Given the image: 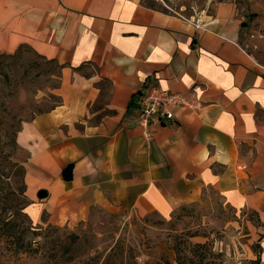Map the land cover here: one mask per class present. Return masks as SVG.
Masks as SVG:
<instances>
[{
  "label": "crops",
  "instance_id": "1",
  "mask_svg": "<svg viewBox=\"0 0 264 264\" xmlns=\"http://www.w3.org/2000/svg\"><path fill=\"white\" fill-rule=\"evenodd\" d=\"M244 20L231 1L192 19L140 0H0V55L25 46L58 69V102L16 134L30 217L169 216L215 193L255 213L264 264V64L239 43ZM148 86L188 102L151 139L134 100Z\"/></svg>",
  "mask_w": 264,
  "mask_h": 264
},
{
  "label": "rangeland",
  "instance_id": "2",
  "mask_svg": "<svg viewBox=\"0 0 264 264\" xmlns=\"http://www.w3.org/2000/svg\"><path fill=\"white\" fill-rule=\"evenodd\" d=\"M140 1L192 19L212 14L219 2H233L245 19L239 43L264 64V0ZM57 72L54 63L25 46L0 55V223L13 218L23 224L27 227L23 237L35 248L13 253L0 236V264H79L99 253L103 257L112 247L136 255L139 264H178L175 248L181 256H192V243L206 244L204 264H255L259 255L255 213L230 207L215 193L169 216L95 206L88 218L74 224H55L44 216L33 220L26 211L28 154L17 144L16 134L23 121L58 102ZM71 255L75 258L69 261Z\"/></svg>",
  "mask_w": 264,
  "mask_h": 264
},
{
  "label": "trees",
  "instance_id": "3",
  "mask_svg": "<svg viewBox=\"0 0 264 264\" xmlns=\"http://www.w3.org/2000/svg\"><path fill=\"white\" fill-rule=\"evenodd\" d=\"M243 25V22L242 24ZM66 167L63 170V176L65 178H70L71 176L65 174ZM27 230V227L16 223L13 218H5L1 220L0 223V236L3 238V242L10 247V250L13 253H26L30 251H34L31 241L26 240L23 237V234ZM0 237V238H1ZM191 246L193 247L192 256H181L177 248H175V261L178 264H204V257H205V243H192ZM5 248V247H4ZM102 253L97 255L91 256L90 259L83 261L79 264H139L136 255H129L123 249L117 250L115 247H112L111 250L101 257ZM197 257L196 259L194 258ZM101 257V259H100ZM75 257L71 255L69 261H72ZM258 260L255 261L257 264ZM165 264H169L168 261L164 262ZM146 264H150L146 262Z\"/></svg>",
  "mask_w": 264,
  "mask_h": 264
},
{
  "label": "built area",
  "instance_id": "4",
  "mask_svg": "<svg viewBox=\"0 0 264 264\" xmlns=\"http://www.w3.org/2000/svg\"><path fill=\"white\" fill-rule=\"evenodd\" d=\"M134 100L139 109V123L144 128V136L152 138L151 128L155 124L175 123V108L188 105L185 97L178 92L148 86L135 94Z\"/></svg>",
  "mask_w": 264,
  "mask_h": 264
},
{
  "label": "water",
  "instance_id": "5",
  "mask_svg": "<svg viewBox=\"0 0 264 264\" xmlns=\"http://www.w3.org/2000/svg\"><path fill=\"white\" fill-rule=\"evenodd\" d=\"M44 196H46V191L45 190H41V191H39V193H38V197H44Z\"/></svg>",
  "mask_w": 264,
  "mask_h": 264
}]
</instances>
